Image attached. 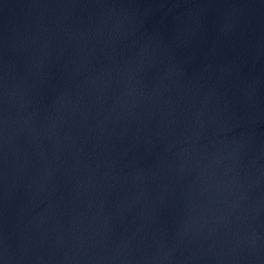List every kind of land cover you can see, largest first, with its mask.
Here are the masks:
<instances>
[{
  "label": "water",
  "instance_id": "water-1",
  "mask_svg": "<svg viewBox=\"0 0 264 264\" xmlns=\"http://www.w3.org/2000/svg\"><path fill=\"white\" fill-rule=\"evenodd\" d=\"M0 264H264V0H0Z\"/></svg>",
  "mask_w": 264,
  "mask_h": 264
}]
</instances>
